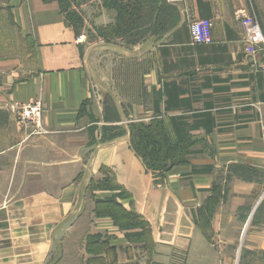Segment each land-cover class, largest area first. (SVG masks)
<instances>
[{
	"label": "crops",
	"instance_id": "1",
	"mask_svg": "<svg viewBox=\"0 0 264 264\" xmlns=\"http://www.w3.org/2000/svg\"><path fill=\"white\" fill-rule=\"evenodd\" d=\"M102 3L75 7L82 26L57 0L0 4L26 40L0 59V264H264L263 54L240 17L264 31V0L132 21ZM200 18L210 43L193 42ZM35 99L38 128L12 110ZM142 122L188 134L161 181L131 146Z\"/></svg>",
	"mask_w": 264,
	"mask_h": 264
},
{
	"label": "trees",
	"instance_id": "2",
	"mask_svg": "<svg viewBox=\"0 0 264 264\" xmlns=\"http://www.w3.org/2000/svg\"><path fill=\"white\" fill-rule=\"evenodd\" d=\"M50 1V0H45ZM60 4L62 12L65 13L66 18L73 22L76 26H82L83 18L77 13L75 7H72L69 2L65 0H57ZM141 1V0H140ZM139 1V2H140ZM167 0H162L159 3L158 0H147V4H136L130 0H104L105 4L109 6V3L113 4L115 8H119L120 17H127L132 21L137 16H142L145 12V8L153 10L155 7L166 8L170 10L171 15H175L174 7L165 4ZM148 6V7H147ZM147 16V12H146ZM138 18V17H137ZM131 25V22H129ZM131 133V146L133 150L141 157L146 168L158 178L162 180L163 172L168 168V162L172 164L180 163L185 160L184 155L187 152L183 142L188 139V134L185 132V128H174L176 134V140H172L169 132L160 123H139ZM208 129H211L208 127ZM247 176L256 175L254 169L247 168ZM211 207V204H209Z\"/></svg>",
	"mask_w": 264,
	"mask_h": 264
},
{
	"label": "built area",
	"instance_id": "3",
	"mask_svg": "<svg viewBox=\"0 0 264 264\" xmlns=\"http://www.w3.org/2000/svg\"><path fill=\"white\" fill-rule=\"evenodd\" d=\"M173 3L177 0H167ZM241 24L244 29V40L247 50L251 54L262 53L263 60L260 70L264 84V31L256 14L249 11L240 13ZM194 43H210L213 40V21L210 18H200L192 20L189 24ZM17 118L26 123L34 124L37 128L41 126L43 115V105L39 99L29 102H16L12 108Z\"/></svg>",
	"mask_w": 264,
	"mask_h": 264
},
{
	"label": "rangeland",
	"instance_id": "4",
	"mask_svg": "<svg viewBox=\"0 0 264 264\" xmlns=\"http://www.w3.org/2000/svg\"><path fill=\"white\" fill-rule=\"evenodd\" d=\"M93 1V2H91ZM138 4H147V0H130ZM140 1V2H139ZM162 0H158L157 3L160 4ZM69 2L72 7L84 8L85 5L95 4L100 5V2L104 0H65ZM6 3V0H0V4ZM102 3V4H103ZM106 5V4H105ZM161 5V4H160ZM110 7H114L113 4L109 3ZM2 7V6H1ZM0 7V59H20L22 58L23 51L26 45V40L20 34V32L15 28L12 21V14L10 11H6ZM163 9V8H162ZM164 9H166L164 7ZM168 133V131H167Z\"/></svg>",
	"mask_w": 264,
	"mask_h": 264
}]
</instances>
